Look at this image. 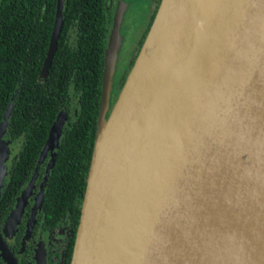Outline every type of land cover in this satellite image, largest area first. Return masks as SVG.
Here are the masks:
<instances>
[{
  "label": "water",
  "instance_id": "95a60500",
  "mask_svg": "<svg viewBox=\"0 0 264 264\" xmlns=\"http://www.w3.org/2000/svg\"><path fill=\"white\" fill-rule=\"evenodd\" d=\"M123 15L109 34L71 264H264V0H161L112 108ZM64 124L62 113L48 146ZM0 251L18 264L1 235Z\"/></svg>",
  "mask_w": 264,
  "mask_h": 264
},
{
  "label": "trees",
  "instance_id": "16d2710c",
  "mask_svg": "<svg viewBox=\"0 0 264 264\" xmlns=\"http://www.w3.org/2000/svg\"><path fill=\"white\" fill-rule=\"evenodd\" d=\"M114 1L66 0L58 50L46 81L40 83L57 0H0V124L7 107L12 106L5 138L22 144L0 201V228L35 171L51 126L65 109L69 116L49 175L41 218L46 228H52L63 216H71L76 232L95 149ZM160 1H155L142 43L116 84L117 95L139 55ZM74 238L75 233L67 264ZM0 264H6L1 253Z\"/></svg>",
  "mask_w": 264,
  "mask_h": 264
},
{
  "label": "flooded vegetation",
  "instance_id": "af4514ba",
  "mask_svg": "<svg viewBox=\"0 0 264 264\" xmlns=\"http://www.w3.org/2000/svg\"><path fill=\"white\" fill-rule=\"evenodd\" d=\"M138 1H139L138 6L140 7L139 9L142 13V23L139 27V29H141L138 31V33L140 32V36L138 38L136 46L134 47L135 48L134 53L137 51L138 45L142 43L143 36L145 34V31L147 30L149 22L151 21V16L154 7L156 6V2H155L156 0H138ZM114 3L115 4L112 11L113 15L116 11V8L120 6V3L122 7H124V10L128 4L132 6L134 5V2L132 0H125V1L115 0ZM129 10H130V6L129 9L127 8L126 11L123 30L129 28L128 27L130 23V19L128 18L130 15ZM136 29L137 28L135 27V30ZM134 53H132V55ZM129 63L130 61L128 62L127 66L129 65ZM50 69L46 75H43L42 73L43 78H40L41 80L40 83L42 81H46L47 77L45 76L49 74ZM115 88L117 89V86H115ZM116 89L113 91L112 94L113 96L112 107L114 106L119 96L117 95ZM18 91L19 89L16 90V93L13 95L11 102L14 103V99ZM8 110L9 107H7L5 115ZM11 113L7 121L5 133L8 127ZM62 113H64V117L67 121L69 115L65 109L60 111V113L57 116V119ZM5 115L3 121L5 120ZM57 119L54 121L53 125L50 128L48 140L46 142V145H44V147L40 152L35 171L32 173L30 179L27 181L20 194L16 197V201L13 207L11 208L9 214L6 217L4 226L0 228V235L2 236L4 241L8 244L10 251L16 257L18 264H67L68 249L72 245L73 236L75 233V238L73 243V251H74L75 240H76L80 220L75 232L73 230L71 216H63L62 218H60L58 223L52 228H46L44 225V219L41 218L42 209L45 203V197L47 195V184L49 180V175L56 163L57 153L59 149L58 143H53L52 145L48 146L51 137L52 127L56 123ZM62 135L59 139V143L61 141ZM3 138H4L3 142H5V144L10 145L11 152H13L15 148L17 149V152L13 153L10 160L6 163V172L4 174V180L3 177L0 179V184L3 180V184L1 186V191H0V201L2 199L3 190L9 182L12 163L15 160V158L18 156L19 151L22 147V144L8 141V139L5 138V134ZM52 162H54V165L50 168ZM19 205H23L22 211L21 209L18 210ZM16 216L18 217V219L15 225L13 226L12 223L14 222L13 220L15 219ZM11 225L13 227V230H11ZM58 233H60V236H57ZM46 239H48V244L45 242ZM0 253L4 262L6 264H9V262L4 258L1 251ZM72 258H73V252L71 256V262H72Z\"/></svg>",
  "mask_w": 264,
  "mask_h": 264
},
{
  "label": "rangeland",
  "instance_id": "374dc122",
  "mask_svg": "<svg viewBox=\"0 0 264 264\" xmlns=\"http://www.w3.org/2000/svg\"><path fill=\"white\" fill-rule=\"evenodd\" d=\"M132 1L134 2V5L133 6L129 5V4L127 5V7L124 10L122 23L120 25L121 26L120 27L121 47H120L119 52H118V61H117L116 73H115V77H114V90L116 89L115 88L116 82L120 80L122 74L124 73V71L127 68V64L131 59L132 53H134V49H135L134 47L136 46L138 38L140 36V32L138 33V31L141 30V29H139V27L142 23V13L139 9L140 7L138 6L139 1L138 0H132ZM129 6H130V10H129L130 15L128 17L130 19V23L128 26L129 28H126V30H123L124 19H125L127 8L129 9ZM121 7H122V5L120 3V6L116 8L114 15L112 14L113 16H112L111 24H110L111 30L114 27L116 14ZM135 12H136V14H135ZM135 27L137 28L136 30H135ZM112 98H113V96H112ZM111 105H112V100H111ZM112 108L108 112V116L110 115ZM16 152H17L16 148L14 149L13 152H11L10 145L5 144V142H3V147L1 148V152H0L1 153L0 160L1 159L4 160L3 161L4 165L2 164V168H0V174L3 176V180H4V174L6 172V163L10 160L13 153H16ZM46 155H47V152H46ZM3 180L0 184V191H1V186L3 184ZM57 236H60V233H58ZM45 242L48 244V239H46Z\"/></svg>",
  "mask_w": 264,
  "mask_h": 264
}]
</instances>
